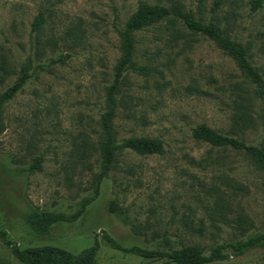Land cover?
Masks as SVG:
<instances>
[{
  "label": "rangeland",
  "instance_id": "rangeland-1",
  "mask_svg": "<svg viewBox=\"0 0 264 264\" xmlns=\"http://www.w3.org/2000/svg\"><path fill=\"white\" fill-rule=\"evenodd\" d=\"M140 1L172 2L0 0V63L16 72L28 64L30 72L6 103L0 132V229L21 249L56 246L78 254L97 245V264H169L124 252L104 232L124 247L198 245L207 254L264 232V172L247 154L192 132L205 123L258 145L264 103L235 59L175 14L135 32L134 65L118 79L112 121L116 143L159 138L164 153L119 152L80 217L55 223L49 234L27 222L32 210L71 215L95 194L101 157L92 147L83 150L102 132L107 87L122 56L120 32ZM180 1L196 19L244 44L264 77V3L253 10L252 0ZM39 13L45 22L37 31ZM17 75L0 79V92ZM225 252L228 258L211 264H264V245ZM0 264H24L2 238Z\"/></svg>",
  "mask_w": 264,
  "mask_h": 264
},
{
  "label": "trees",
  "instance_id": "trees-1",
  "mask_svg": "<svg viewBox=\"0 0 264 264\" xmlns=\"http://www.w3.org/2000/svg\"><path fill=\"white\" fill-rule=\"evenodd\" d=\"M171 1V5H163L161 3L151 4L146 1H140L135 12L128 18L125 28L120 32L122 37V56L116 66V80L107 87V106L100 118L102 132L96 144L91 143L89 145L85 143L83 150L85 153L87 147H92L99 152L101 157L102 168L96 177L95 194L86 197L81 202L80 207L71 215L60 212L32 210L27 215L26 220L37 233L49 234L51 227L55 223L59 221H71L80 217L86 206L97 195L98 185L102 178L114 167L119 152L130 149L139 154H162L165 151L164 142L159 138L129 136L122 139L121 142L116 143L112 122L117 109L115 92L118 90V79L123 75V71L129 66L134 65L132 57L136 46L135 32L164 20H172L173 14L181 17L188 29L211 37L235 59L244 75L256 84L254 91L264 103V77L259 69L249 60L246 46L226 36L214 22H203L196 19L192 12L184 9L183 3L180 0ZM263 3L264 0H252V9L257 10ZM219 4L220 0H216L215 5L218 6ZM44 22L45 17L42 13H39L33 20L32 28L39 31L43 27ZM0 69L4 73L0 76V79H4V76L10 72L18 74L15 81L4 91L0 92V132H2L4 130V107L24 87L30 77V72L28 64H22L20 70L16 72L9 67L7 61L0 63ZM192 132L196 139L207 141L214 146L230 147L247 154L254 160L258 168L264 172V139L258 145L250 144L236 136L221 133L205 123L195 126ZM113 205L114 203H112ZM241 220L244 221L243 218ZM104 236L113 246L124 252L133 253L145 258L165 259L169 264H211L228 258L229 253L225 252L227 248H230L235 255H241L254 246L264 245V232L235 242L217 244L208 254L198 245H187L180 248L170 246L167 250L147 249L140 246L124 247L106 232H104ZM0 238L6 244L12 246L13 253L24 264H97L95 259L97 245L74 254L56 246L21 249L16 243L7 238L6 230L0 229Z\"/></svg>",
  "mask_w": 264,
  "mask_h": 264
}]
</instances>
